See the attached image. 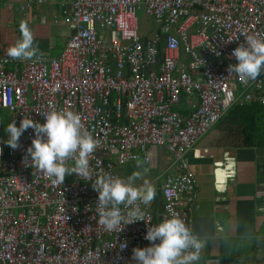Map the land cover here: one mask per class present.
<instances>
[{
    "label": "built area",
    "instance_id": "obj_1",
    "mask_svg": "<svg viewBox=\"0 0 264 264\" xmlns=\"http://www.w3.org/2000/svg\"><path fill=\"white\" fill-rule=\"evenodd\" d=\"M50 1L24 0L19 12ZM63 1L70 35L56 59L0 55V264H138L132 250L151 246L148 228L179 216L192 230L196 181L187 152L233 106L264 107V70L247 82L229 70L237 63L233 50L248 35L264 36V0ZM139 12L157 26L146 41ZM52 110L78 113L99 141L89 180L69 174L57 185L30 167L32 128L19 148L5 143L6 121L42 124ZM158 148L168 151L174 171L161 186V219L141 204L144 220L106 231L91 185L98 175L118 177V167L134 156L150 164Z\"/></svg>",
    "mask_w": 264,
    "mask_h": 264
},
{
    "label": "crops",
    "instance_id": "obj_2",
    "mask_svg": "<svg viewBox=\"0 0 264 264\" xmlns=\"http://www.w3.org/2000/svg\"><path fill=\"white\" fill-rule=\"evenodd\" d=\"M23 1L0 0V40L9 47L14 45L20 36L19 22L25 20L33 31L34 45L39 46L42 56L56 59L70 35V29L61 21L69 6L63 0H51L48 4L33 6L28 12L20 13L19 6ZM138 17L140 36L146 41L157 26L142 12ZM53 19L58 22L54 23ZM6 25L12 28L11 35H3L2 29ZM163 55L161 43L158 46V64L162 62ZM193 99L188 101L193 104ZM184 103L186 98L182 97V104L177 108L182 114L186 111ZM7 123H4V128ZM209 132L186 154L189 171L196 181L195 198L189 210L192 232L205 241L200 259L194 264H264V141L258 146L245 147L234 141L238 139L232 137L237 135L235 132L230 136L226 132L215 131V137H210ZM223 136L227 139L216 143ZM210 147H213V154L208 153ZM226 153L235 160L234 174L220 191L216 164L219 161L224 163ZM139 162L140 168H137V161L118 167V177L127 179L133 171L142 172L143 179L155 186L156 197L150 203V210L154 219L160 220L161 186L164 178L174 172L170 169L171 158L168 151L158 148L153 152L150 164ZM142 183L143 180L136 181L137 185ZM243 251L246 254L243 255Z\"/></svg>",
    "mask_w": 264,
    "mask_h": 264
},
{
    "label": "clouds",
    "instance_id": "obj_3",
    "mask_svg": "<svg viewBox=\"0 0 264 264\" xmlns=\"http://www.w3.org/2000/svg\"><path fill=\"white\" fill-rule=\"evenodd\" d=\"M19 33L15 44L7 49V56L13 60L40 59L43 54L39 46L34 45V34L27 21L19 22ZM231 55L237 63L229 70L243 82L256 80L264 70V36L248 35ZM43 117L45 122L42 124L26 117L20 121L19 127L14 122L9 123L5 128L8 134L5 143L13 150L19 148L20 137L32 128L35 137L26 149L30 167L57 185L62 184L69 174L89 180L92 175L89 158L99 141L83 127L81 116L70 110H52ZM133 159L140 168L139 158L134 156ZM69 161L73 162L71 167ZM137 180H143V183L137 185ZM91 186L98 193L97 222L106 231L118 232L125 225L144 220L140 205L147 206L156 197L155 186L143 179L139 170L133 171L127 179L98 175ZM145 239L151 242V246L132 250V259L138 264H194L205 246V241L193 234L179 216L166 218L148 228Z\"/></svg>",
    "mask_w": 264,
    "mask_h": 264
},
{
    "label": "trees",
    "instance_id": "obj_4",
    "mask_svg": "<svg viewBox=\"0 0 264 264\" xmlns=\"http://www.w3.org/2000/svg\"><path fill=\"white\" fill-rule=\"evenodd\" d=\"M222 123H224L222 126L227 135L237 133L239 143H242V146H258L260 142L264 141L263 106H233L224 120L218 124ZM242 253L243 255L246 254L244 251Z\"/></svg>",
    "mask_w": 264,
    "mask_h": 264
},
{
    "label": "water",
    "instance_id": "obj_5",
    "mask_svg": "<svg viewBox=\"0 0 264 264\" xmlns=\"http://www.w3.org/2000/svg\"><path fill=\"white\" fill-rule=\"evenodd\" d=\"M224 160V163H222V161H219V163L216 164L218 166V168L216 169V178L218 180V188L220 189V191L225 186L226 181L229 180V178H232V175L234 174V158L227 155Z\"/></svg>",
    "mask_w": 264,
    "mask_h": 264
},
{
    "label": "rangeland",
    "instance_id": "obj_6",
    "mask_svg": "<svg viewBox=\"0 0 264 264\" xmlns=\"http://www.w3.org/2000/svg\"><path fill=\"white\" fill-rule=\"evenodd\" d=\"M3 30V35L4 36H7V35H11L13 32H12V28H9L8 27V25H6V26H4V29H2ZM0 43H2V44H0V53H2V54H6V51H7V49L9 48V46L7 45V44H4V43H6V42H4L3 40H0ZM4 56H7V55H4ZM8 124V123H7ZM215 131H217V132H220V133H222V132H224V128H223V126L222 125H216L215 127H214V130H211L210 132H209V134L208 135H210V137L211 136H217V134H216V132ZM231 136V135H230ZM208 137V136H207ZM206 137V138H207ZM232 137H234V138H236V137H238L236 134L235 135H233ZM224 139H227V137H220V141H217L216 143H220L222 140H224ZM234 141H237V143H239V139H235ZM198 143H199V141H198ZM198 143H196V145L198 144ZM202 144V143H201ZM200 144V145H201ZM199 146V145H198ZM211 148H213V147H210L209 148V151H208V153L209 154H213V149H211ZM205 157H207V156H205ZM191 165H193V164H191ZM193 167V166H192Z\"/></svg>",
    "mask_w": 264,
    "mask_h": 264
}]
</instances>
